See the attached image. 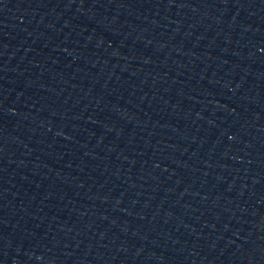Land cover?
Here are the masks:
<instances>
[{
	"label": "water",
	"instance_id": "95a60500",
	"mask_svg": "<svg viewBox=\"0 0 264 264\" xmlns=\"http://www.w3.org/2000/svg\"><path fill=\"white\" fill-rule=\"evenodd\" d=\"M224 264H264V54L244 134Z\"/></svg>",
	"mask_w": 264,
	"mask_h": 264
}]
</instances>
